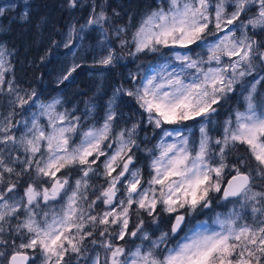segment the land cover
Returning a JSON list of instances; mask_svg holds the SVG:
<instances>
[{
  "label": "snow or ice",
  "instance_id": "obj_1",
  "mask_svg": "<svg viewBox=\"0 0 264 264\" xmlns=\"http://www.w3.org/2000/svg\"><path fill=\"white\" fill-rule=\"evenodd\" d=\"M22 4L18 11L16 4L0 6V18L31 25L41 37L50 26L32 63L40 67L53 48L67 49L72 60L57 85L85 66L114 67L125 50L186 51L171 52L178 64L166 74L138 82L129 73L106 101L97 85V127V100L89 98L81 115L75 106L58 110L62 98L40 101L16 77L18 49L0 42L7 108L0 114V264H264V0H156L138 21L112 0H61L64 24L45 15L33 22L29 0ZM92 33L96 43L85 46ZM194 46L206 56L193 54ZM237 94L244 110L229 114L213 137L215 117ZM125 98L135 110L125 112ZM22 113L30 116L16 120ZM144 122L163 131L158 156L141 149ZM188 122L199 123L198 139L164 128ZM141 150L151 156L147 179L137 167ZM213 200L233 204L217 216L219 230L190 229L168 247L186 217ZM162 213L174 214V222L155 236L146 220L158 227ZM136 239L141 244L129 247Z\"/></svg>",
  "mask_w": 264,
  "mask_h": 264
},
{
  "label": "rangeland",
  "instance_id": "obj_2",
  "mask_svg": "<svg viewBox=\"0 0 264 264\" xmlns=\"http://www.w3.org/2000/svg\"><path fill=\"white\" fill-rule=\"evenodd\" d=\"M147 1L151 4H155L156 2V0ZM55 2L58 7V11H60L59 14L55 15L56 20H59L61 24H64L65 21L61 18V0H56ZM112 2L114 5H120L126 13L134 15L137 21L140 19L141 15L146 11V8L142 10V12H138L135 9L134 11H129L128 7H126V3L129 2V0H112ZM29 3L31 4V11L34 19L39 14V12H37L38 14L36 12H33V9L37 8V2L36 0H29ZM12 4H16L18 6L17 11L23 7L22 0H0V6H3L6 9L9 8V6ZM15 15V11L10 12V17ZM125 19H127V17H125ZM80 22L83 23L82 20ZM0 23H2L7 28L6 31H0V42L7 44L9 48H17V45H19L21 42V38L24 36L25 28H27L29 25L22 26L18 19L14 20L11 18H0ZM49 30L50 26L49 29H46V32H48ZM97 36L98 33H92L91 37L83 42L84 45L90 46L95 44ZM44 38L45 42L48 43L49 39H46V34H44L42 41L44 40ZM56 39L59 40L60 37L58 36V38L56 37ZM214 40L215 37H208L209 43L214 42ZM132 50L134 51V47L132 48ZM202 50L204 51V54L206 56V49L196 48L195 46L193 54L202 52ZM39 51L40 48L37 52L38 55ZM163 51L164 53L160 55L161 58L157 60L156 58H154L155 62H153V60H151L150 58L138 60V57L140 55H149L152 53L146 52L139 53L136 56H129L127 55V50H125L123 53H121L122 58L114 67L99 69L90 66H85L84 68L79 70L78 73L74 74V77L70 81L66 82V84L57 85L56 78L58 74L65 66H67L71 62L72 56L71 53H69L68 50L64 49L63 47L53 48L51 54L48 57V62L40 67H37L36 73H38V75L36 76V73L29 75L27 83H35L29 86L36 89L37 93L39 94L40 101L49 102L54 97L62 98L65 103L63 104V107H60L58 109L60 111H63L64 108L71 109L73 106H75L78 109L76 114L81 115L86 111L85 102L88 101L89 98L97 100V111L99 112V116L97 117L95 123L98 127L99 124L102 123V119H100V117H102L103 115V112L100 111L99 96H102L103 99L106 101L107 96L111 94V87L116 82L124 81L129 73H137L138 82H141V80H146L147 78L152 77L154 75H157L158 72H163V74H166L178 64V62H173L171 60V52H183L186 50L177 48L172 50L163 49ZM32 61L33 59L30 61L28 60L26 64H31ZM166 64L169 65L167 68L164 67ZM33 66L34 65L30 67L32 68ZM190 71L194 72V70ZM97 85H100V87L104 89L103 92L99 93V96L97 95ZM22 86L25 88L29 87L26 86V84H23ZM125 101V112H129L130 109L135 110L136 105L133 101L128 100V98H125ZM3 105L4 101L0 100V114H6L7 112V108ZM237 109L240 111L244 110V101L239 94H237V96L232 100H229L220 110L219 114L215 117V120L218 122V124L215 127V130L210 133V135H212L213 137L219 135L221 129L218 127V125L222 124L223 121L228 117V115L233 113ZM32 111H36L35 107L32 109ZM29 116L30 113H22L20 115H17L15 119L21 120L24 118H28ZM90 122L92 121L85 120L83 123L85 125H88ZM41 123L46 124V119L41 118ZM199 126L200 125L197 122H188V127H185L184 125H165L164 128L169 131L184 132L186 135L190 136V139H198ZM162 136L163 131H161L160 129H156L155 131H153L152 127L146 122L142 123V130L139 132L138 136V141H143V143L141 144V149H143L144 147L151 148L153 149V155L158 156L160 150L158 148H155L154 146L160 142ZM74 139H76V141L78 142V138ZM173 139L174 137H168L166 138L165 142L170 143L173 141ZM137 156V167H140L143 170L145 178L147 179V174L149 171L148 166L151 162V156H149L143 150L139 151L137 153ZM73 178L75 179V175ZM95 183L97 184V186L103 185V178L97 177L95 179ZM212 195L216 196L218 194L213 193ZM56 207L58 209L59 204H57ZM232 208V203L213 200L212 206L210 208L198 210L191 216L186 217L185 224L182 226L181 230L175 236H172V238L169 240L168 247H175L177 241L183 242L181 238L185 237L186 235H190V229L192 231H203L205 229L209 231H218L219 225L215 223L217 216L219 215L221 218H223L224 215L228 214ZM173 217L174 214L170 217L168 214L162 213L158 227L156 224H152L149 218L146 220L145 228L150 233H154L155 236H158L161 231L170 230ZM144 243L146 244L147 242ZM140 244L141 241L139 239H136L134 242H129V247L134 248L136 245ZM37 264H39V261H37Z\"/></svg>",
  "mask_w": 264,
  "mask_h": 264
},
{
  "label": "trees",
  "instance_id": "obj_3",
  "mask_svg": "<svg viewBox=\"0 0 264 264\" xmlns=\"http://www.w3.org/2000/svg\"><path fill=\"white\" fill-rule=\"evenodd\" d=\"M56 0H36L37 8L33 9V12H39L38 16L33 19V22L36 21V19L42 15H45L49 17L51 20H56L55 15L59 14L60 11H58V7L56 5ZM151 4L148 3L147 0H129V2L126 3V7H128L129 11H134V9L138 12H142L146 8V5ZM46 34V39H49L48 32H44ZM44 36V35H43ZM43 36H39L35 32V29L29 25L27 28H25L24 36L21 38V42L19 45H17L18 52H17V63H16V77L21 82V84H26V86H29L31 84H35L34 82L27 83L29 79V75H32L37 72V67L31 63L26 64V62L29 60H36V58L43 53L45 47L47 46V42H45V38L43 39ZM58 38V36H57ZM35 41V42H34ZM40 48L39 55L37 54L38 49ZM164 53L163 49H161V52L158 53H152L149 55H140L138 57V60H144L147 58H150L155 62V59H160V55ZM34 65L32 68L30 66ZM38 73H36V76Z\"/></svg>",
  "mask_w": 264,
  "mask_h": 264
},
{
  "label": "water",
  "instance_id": "obj_4",
  "mask_svg": "<svg viewBox=\"0 0 264 264\" xmlns=\"http://www.w3.org/2000/svg\"><path fill=\"white\" fill-rule=\"evenodd\" d=\"M174 222V217H173V219H172V223Z\"/></svg>",
  "mask_w": 264,
  "mask_h": 264
}]
</instances>
